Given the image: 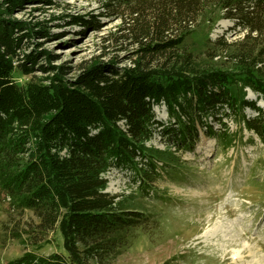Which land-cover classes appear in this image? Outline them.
<instances>
[{"label": "trees", "instance_id": "obj_1", "mask_svg": "<svg viewBox=\"0 0 264 264\" xmlns=\"http://www.w3.org/2000/svg\"><path fill=\"white\" fill-rule=\"evenodd\" d=\"M22 1L52 2L9 0L0 11V211L8 201L20 214L6 234L26 246L7 264H113L128 231L147 216L105 191L104 173L131 168L142 188L152 187L156 168L166 161L144 144L160 125L179 148H193L195 124L218 134L209 118L225 125L218 135L232 142L222 122L232 115L264 144V110L244 92L250 88L264 100V76L250 68L264 65V0H106V14L122 20L120 38L134 47L133 64L118 69L90 60L70 78L71 67L51 64L47 50L21 52L25 39L48 35V29L8 17ZM220 19L243 38H209L203 54L188 46L189 36ZM231 48L248 60L245 71L208 66L201 56L212 60ZM16 71L48 75L20 84ZM160 103L174 119L169 127L156 117ZM247 107L257 114L248 115ZM26 211L31 218L23 219ZM58 235L60 250L38 252L59 245Z\"/></svg>", "mask_w": 264, "mask_h": 264}, {"label": "rangeland", "instance_id": "obj_2", "mask_svg": "<svg viewBox=\"0 0 264 264\" xmlns=\"http://www.w3.org/2000/svg\"><path fill=\"white\" fill-rule=\"evenodd\" d=\"M8 1L0 0V11ZM105 4L106 0L22 1L8 17L26 21L32 29H48V35L25 39L21 52L47 50L53 55L51 64L71 67L70 78L90 60L101 59L118 69L133 64L134 47L120 38L122 20L107 15ZM73 17L79 20L71 22ZM85 18L91 24H80ZM230 26L225 19L204 25L188 37L187 44L203 54L209 38L215 40L222 34L229 42L241 40L243 33ZM234 51L231 48L212 60L206 54L201 56L208 66L245 71L248 60H239ZM42 58L39 63L45 61ZM250 68L255 75L264 76L263 64L256 62ZM47 75L43 71L33 75L16 71L14 77L24 84L32 77L43 80ZM244 92L247 99L256 100L264 110V100H257L252 89L245 88ZM154 111L162 125L169 127L174 122L165 103L154 105ZM245 112L250 116L257 114L248 107ZM209 121L221 134L225 125L220 120ZM222 122L229 128L228 133L234 134L232 142L206 133V128L198 123L193 148L183 149L176 145L174 136L170 138L162 132L161 125L157 127L144 147L147 153L166 162L164 169L156 168L152 187L142 188L131 168L112 167L104 173L108 180L105 191L147 216L146 222L128 231V242L113 264H264V144L256 133L239 124L238 118L224 115ZM10 206L6 201L0 211V264L19 257L26 248L20 240L6 234L20 216ZM31 216L26 211L23 219ZM57 241L59 245L49 244L38 252L46 255L60 250L59 235Z\"/></svg>", "mask_w": 264, "mask_h": 264}, {"label": "bare ground", "instance_id": "obj_3", "mask_svg": "<svg viewBox=\"0 0 264 264\" xmlns=\"http://www.w3.org/2000/svg\"><path fill=\"white\" fill-rule=\"evenodd\" d=\"M205 233H208L209 231L207 230V231H204Z\"/></svg>", "mask_w": 264, "mask_h": 264}]
</instances>
